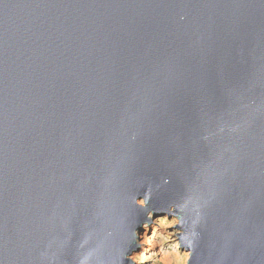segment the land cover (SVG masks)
<instances>
[{
    "label": "water",
    "instance_id": "obj_1",
    "mask_svg": "<svg viewBox=\"0 0 264 264\" xmlns=\"http://www.w3.org/2000/svg\"><path fill=\"white\" fill-rule=\"evenodd\" d=\"M264 264V0H0V264Z\"/></svg>",
    "mask_w": 264,
    "mask_h": 264
},
{
    "label": "rangeland",
    "instance_id": "obj_2",
    "mask_svg": "<svg viewBox=\"0 0 264 264\" xmlns=\"http://www.w3.org/2000/svg\"><path fill=\"white\" fill-rule=\"evenodd\" d=\"M144 232L139 235V242ZM149 241L134 254L131 259L135 264H187L189 252L179 244L178 219L160 217L153 220L145 232ZM143 254L142 258L136 255Z\"/></svg>",
    "mask_w": 264,
    "mask_h": 264
},
{
    "label": "bare ground",
    "instance_id": "obj_3",
    "mask_svg": "<svg viewBox=\"0 0 264 264\" xmlns=\"http://www.w3.org/2000/svg\"><path fill=\"white\" fill-rule=\"evenodd\" d=\"M148 227H149V225H145L144 227H143V231L142 232H144V235L141 237L143 240L141 241V242H139V244H140V247L138 248V250L140 249V248H142V246L144 245V244H147L149 241L146 239V235H145V232L148 230ZM138 250H137V252H138ZM136 252V253H137ZM135 253V254H136ZM136 257L137 258H142L143 257V254H141L140 252H139V254L138 255H136Z\"/></svg>",
    "mask_w": 264,
    "mask_h": 264
}]
</instances>
